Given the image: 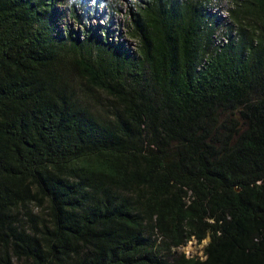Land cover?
<instances>
[{"label": "trees", "instance_id": "obj_1", "mask_svg": "<svg viewBox=\"0 0 264 264\" xmlns=\"http://www.w3.org/2000/svg\"><path fill=\"white\" fill-rule=\"evenodd\" d=\"M120 4L0 0V264H264V0Z\"/></svg>", "mask_w": 264, "mask_h": 264}, {"label": "rangeland", "instance_id": "obj_2", "mask_svg": "<svg viewBox=\"0 0 264 264\" xmlns=\"http://www.w3.org/2000/svg\"><path fill=\"white\" fill-rule=\"evenodd\" d=\"M98 1H104L106 4H109V5L117 2V0H98ZM130 1H134V0H119V2L121 3L120 6L122 5V6H124V8L121 9L120 11L116 12V14H115L114 23L117 22L116 26L118 28H120V30H116V28H115L114 31H115V35L119 34V36L121 35L125 41H126V39H128V41L131 42V40L128 37H125L126 33H127L126 32V30H127L126 21H127V15H128L126 4L130 3ZM98 13L101 15H99ZM97 15L98 16H96V17H98V18H99V16L104 17V16H106V12L103 11V8H99L97 11ZM92 22L93 23L100 22V19L95 20V18H93ZM118 23H120V25H122V28L119 27ZM208 243H209V239H206L201 244H199L197 241L193 240V241L189 242L185 247L180 248L179 252L184 253L189 258L201 257L202 259H204V257H203L204 256V248L207 246Z\"/></svg>", "mask_w": 264, "mask_h": 264}]
</instances>
